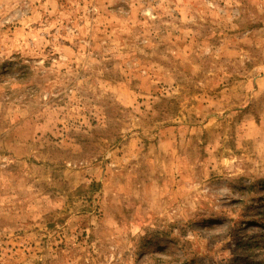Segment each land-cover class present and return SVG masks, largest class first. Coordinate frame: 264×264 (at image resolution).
I'll return each mask as SVG.
<instances>
[{"label":"rangeland","instance_id":"rangeland-1","mask_svg":"<svg viewBox=\"0 0 264 264\" xmlns=\"http://www.w3.org/2000/svg\"><path fill=\"white\" fill-rule=\"evenodd\" d=\"M0 264H264V0H0Z\"/></svg>","mask_w":264,"mask_h":264}]
</instances>
